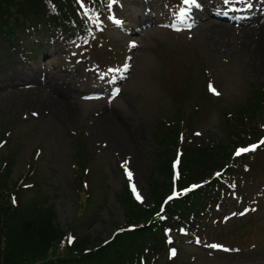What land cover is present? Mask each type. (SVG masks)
<instances>
[{"label": "rangeland", "instance_id": "rangeland-1", "mask_svg": "<svg viewBox=\"0 0 264 264\" xmlns=\"http://www.w3.org/2000/svg\"><path fill=\"white\" fill-rule=\"evenodd\" d=\"M115 1L112 14L99 16L92 49L63 53L49 44L26 64L17 52L6 56L0 40V169L10 173L8 190L15 187L28 211L49 208L70 242L88 239L90 247L126 225L127 190L143 208L161 202L153 192L169 186L161 164L170 158L158 139L170 121L178 138L185 134V150L230 148L242 112L251 141L264 134V0L184 4L179 21L196 19L191 31L171 24V0ZM251 106L260 109L255 116ZM262 147L241 158L229 192L199 226L173 232L175 255L162 250L151 264H264Z\"/></svg>", "mask_w": 264, "mask_h": 264}, {"label": "trees", "instance_id": "trees-1", "mask_svg": "<svg viewBox=\"0 0 264 264\" xmlns=\"http://www.w3.org/2000/svg\"><path fill=\"white\" fill-rule=\"evenodd\" d=\"M107 1L85 0V9H81L77 0H0V40L6 41L10 48L5 54L10 55L12 50L23 60H31L40 54L46 42L67 47L87 41L92 23L87 18L95 19ZM256 110L260 109L251 106L249 115H256ZM242 113L239 122L243 126L237 129V125L233 126L230 132V148L220 146L217 153H213L212 148L185 150L184 144L188 142L185 134L179 132L178 138L179 126L170 121L174 129H163L158 139L170 158L161 164L170 180L169 186L160 185L153 192L155 199L160 198L161 202L152 209L143 208L127 190L131 211L128 210L126 225L109 241L93 247L88 239L70 242L71 234L58 230L52 223L49 208L35 205L28 211V202L19 201L15 187L8 190L10 173L0 169V264H151L156 260L155 255L168 251L170 233L196 226L197 218L218 204L221 192L227 191L223 178L242 167L241 158L233 156L234 149L253 139L245 124L250 116ZM180 147L184 149L183 160L177 175L172 171L171 160ZM3 162L9 164L7 160ZM218 171L221 177L215 176ZM173 189L191 191L178 201L166 204V220H162L159 208Z\"/></svg>", "mask_w": 264, "mask_h": 264}, {"label": "snow or ice", "instance_id": "snow-or-ice-1", "mask_svg": "<svg viewBox=\"0 0 264 264\" xmlns=\"http://www.w3.org/2000/svg\"><path fill=\"white\" fill-rule=\"evenodd\" d=\"M225 2H227V0H225ZM183 3L185 5H188L189 7H193V6L194 7H199L200 6L199 3H198V0H183ZM216 94H218V93H216ZM249 150H254V147L252 149H242V150H239V151H237L236 155H240V152L241 151H249ZM128 175H129V179H131L132 177H131V173L130 172H129ZM133 191L134 192L136 191L135 186L133 187ZM136 198L138 200H140L141 199V194L137 192L136 193ZM170 199H171V197H170ZM213 247H215V245H213ZM172 254L175 255V251L174 250H173V253Z\"/></svg>", "mask_w": 264, "mask_h": 264}]
</instances>
